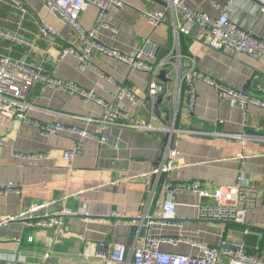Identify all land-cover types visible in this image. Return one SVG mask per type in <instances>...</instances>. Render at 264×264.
Returning a JSON list of instances; mask_svg holds the SVG:
<instances>
[{"label": "crops", "instance_id": "crops-1", "mask_svg": "<svg viewBox=\"0 0 264 264\" xmlns=\"http://www.w3.org/2000/svg\"><path fill=\"white\" fill-rule=\"evenodd\" d=\"M118 1L121 7L111 4L104 12L89 5L80 17L81 29L93 31L101 44L123 54H132L147 42L146 47L151 46V49L145 54L156 61L176 49L173 24L181 22L179 12L168 14L166 22L156 28L141 11H161L165 7L151 0ZM185 1L192 9L212 18L219 17L228 7L227 16L232 23L264 40V0H213L216 7L208 0ZM36 2L39 9L28 3L66 41L52 47L39 42L27 57L29 62L44 67L49 64L52 72L48 74L73 81L109 103L116 102L120 86L132 90L139 99H147L151 75L146 72L130 69L101 55L94 56L89 68H82L73 55L61 58L64 46L81 49L80 33L60 18L48 16L42 2ZM203 32L201 27L195 26L191 35H180L182 55L193 58L201 71L227 86L264 100V60L214 52L204 43ZM156 49L159 52L155 58ZM168 69L166 78L172 79V83L163 81L168 88L163 101L165 108L153 121V126L162 130L171 127L177 100L176 70ZM196 91V105L190 114L183 110L187 91L182 90L178 119L182 127L204 133L218 131L258 137V140L179 134L174 137L173 146L179 150L181 166L161 176L163 182L154 198L150 196V184L156 178L152 174L161 163L168 134L126 127L121 121L102 132L100 106L51 88L41 93L36 87L30 93L28 103L32 107L26 116L33 123L27 124L0 112L3 142L0 145V187L13 184L21 191L0 195V263L108 264L106 258L115 245L143 246L149 230L157 237L184 236L211 246L227 240L225 225L202 213L198 197L191 193L174 197L176 220L164 224L167 181L201 180L215 187H232L240 176L251 180L261 196L256 210L246 216L243 224L254 228V233L262 234L264 242V109L232 107L203 82L196 83ZM117 105L136 122L151 120L147 111L128 98ZM56 123L87 129L95 135L84 140L83 153L72 164L63 155L73 147L76 136L67 131L53 135L41 132V126ZM102 135L106 138L103 145L99 141ZM46 154L50 156L48 159L35 157ZM41 204H49L46 208L49 213L68 210L64 218L69 238L55 241L52 230L37 232L18 217L27 207ZM146 214L147 220H141ZM18 238L22 239L20 244L16 242ZM161 250L182 255L197 252V248L184 243H163Z\"/></svg>", "mask_w": 264, "mask_h": 264}, {"label": "built area", "instance_id": "built-area-1", "mask_svg": "<svg viewBox=\"0 0 264 264\" xmlns=\"http://www.w3.org/2000/svg\"><path fill=\"white\" fill-rule=\"evenodd\" d=\"M40 1L48 16L60 18L80 33L81 49L70 45L64 46L61 50V58L73 55L82 68H89L93 63L94 56L101 55L126 64L130 69L146 72L151 75L147 99H139L132 90L120 86L115 98L116 102L109 103L79 84L48 74L43 66L29 62L27 57L36 49L39 42H44L52 47L60 41L65 42L66 39L47 22L46 18L41 17L27 0H0V112L15 116L24 123H33L26 116L27 111L32 107L28 103L30 93L36 87L40 88L41 93L45 89L51 88L75 95L86 102H92L100 106L103 109V115L99 120L102 132L121 121L126 127L144 128L149 132L168 134L169 140L163 158L152 174L156 178L150 184L151 198L155 197L157 188L163 182L161 176L173 172L181 166L179 150L173 146V139L179 134L187 133L198 138L212 135L214 137L226 136L234 140L246 138L258 140V137L222 134L218 131L198 132L186 129L178 123L182 90L185 88L187 91V103L183 110L191 114L197 100V82H203L214 88L220 97L227 100L232 107L239 106L247 109L249 106H254L264 109L263 99L254 98L245 91L229 87L215 77L206 74L198 68L193 58L183 56L179 50L180 35H191L193 28L199 26L204 31V43L212 51L227 56L247 55L264 60V40L232 23L227 16L228 7L217 18H212L192 9L185 0H164L167 7L161 11L143 9L141 11L142 15L156 28L166 22L168 14L175 15L176 12H179L181 16V22H174L173 24L176 49H173L167 57L152 62V58L147 57L145 54L147 42H145L144 47L136 52L123 54L101 44L96 39L93 31L86 32L81 29L79 20L89 5H95L101 12H104L111 4L121 7L122 4L118 0ZM208 1L216 7L213 0ZM19 54H22V56L19 57ZM168 67L176 70L177 100L172 125L169 129L162 130L154 127L153 121L157 119L155 110L158 98L167 95V89L160 76L163 71L170 72ZM125 98L130 99L134 105L147 111L151 120L149 122L142 120L136 122L130 113L117 105ZM215 127L217 128L218 124H215ZM40 129L45 135L67 131L76 136L73 147L63 155V158L70 164L83 153L84 140L95 137L87 129L76 126L68 128L61 123L41 126ZM99 141L102 145L105 144V136H100ZM2 144L3 142L0 139V145ZM35 157L48 159L50 156L46 154ZM164 186L167 200L164 205L163 221L166 225L176 220L174 197L179 194L191 193L198 197L200 211L210 218L238 224H243L246 216L256 210L261 196L260 190L252 185L251 180L243 176H240L232 187H215L201 180L190 182L167 181ZM20 192V189L13 184L0 187V195L20 194ZM48 205L41 204L27 207L18 217L24 219L27 226L37 232L52 230L55 234V241H59L61 238H69L71 235L65 230L66 221L64 218V215L68 214V210L63 208L60 212L49 213L46 212ZM148 217V214H146L141 220L145 221ZM153 224L154 222H150V225ZM175 225L182 227L177 223ZM21 241V238L16 240L18 244ZM163 243L171 245L188 244L197 248V252L191 255L164 252L161 250V244ZM85 255L88 256L89 252H85ZM106 260L108 264H264V242L261 251L253 252L244 245H230L227 240H222L217 246H211L184 236L179 238L157 237L149 230L143 246L128 248L123 244L115 245Z\"/></svg>", "mask_w": 264, "mask_h": 264}, {"label": "water", "instance_id": "water-1", "mask_svg": "<svg viewBox=\"0 0 264 264\" xmlns=\"http://www.w3.org/2000/svg\"><path fill=\"white\" fill-rule=\"evenodd\" d=\"M153 2L158 3L162 5L163 7H167V3L164 0H153ZM151 49V46H147L145 52H149ZM159 50H155L153 53V56L156 58L157 53ZM155 60L153 59L152 62ZM168 74L167 71H163L161 73L160 79L164 81L165 83L169 84L172 83V79L168 80L166 78V75ZM163 101L164 97L160 96L157 100V105H156V110L155 114L157 117H160V111L161 109L165 108L163 106ZM223 223L225 225V232L228 234L227 235V242L230 245H235V246H240L244 245L250 250H254L259 252L263 243V235L262 234H256L252 230L254 228L246 226L244 224H238V223H233L231 221H217Z\"/></svg>", "mask_w": 264, "mask_h": 264}, {"label": "trees", "instance_id": "trees-1", "mask_svg": "<svg viewBox=\"0 0 264 264\" xmlns=\"http://www.w3.org/2000/svg\"><path fill=\"white\" fill-rule=\"evenodd\" d=\"M44 69H45V72H47V73H51L52 72V67L49 64H46ZM261 249H262V246H261ZM261 249H260V251H261ZM255 252H257V251H255Z\"/></svg>", "mask_w": 264, "mask_h": 264}, {"label": "rangeland", "instance_id": "rangeland-1", "mask_svg": "<svg viewBox=\"0 0 264 264\" xmlns=\"http://www.w3.org/2000/svg\"><path fill=\"white\" fill-rule=\"evenodd\" d=\"M27 1L30 2V3H32L34 6L38 7V9H39V6H38V3L36 2V0H27ZM167 90H168V88H167Z\"/></svg>", "mask_w": 264, "mask_h": 264}]
</instances>
